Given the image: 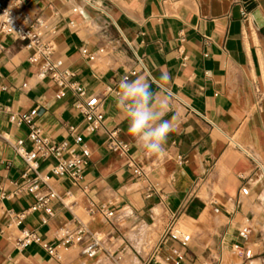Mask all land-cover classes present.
I'll list each match as a JSON object with an SVG mask.
<instances>
[{
	"label": "crops",
	"instance_id": "1",
	"mask_svg": "<svg viewBox=\"0 0 264 264\" xmlns=\"http://www.w3.org/2000/svg\"><path fill=\"white\" fill-rule=\"evenodd\" d=\"M25 10L58 28L55 56L90 94L103 99L104 129L85 132L77 98L70 92L57 98L58 87L29 62L23 44L0 36V134L12 143L23 139L31 149L29 126L11 118L34 113L36 125L54 141L72 146L69 127H77L75 134L83 135L90 151L84 178L76 183L53 176L50 183L60 194H73L68 202L105 246L123 242L112 253L116 264L130 251L141 264H175L162 259L172 248L181 250L180 264H217L222 251L226 264H264V178L234 145L264 163V0H25ZM81 47L97 52V59L84 60ZM132 71L137 73L129 79L144 77L161 94L158 99L168 98L165 119L172 131L163 154L153 155L135 142L115 103L121 81ZM114 129L130 146L128 155L107 146ZM130 158L155 186L153 196L147 197L148 180L135 173ZM53 163L41 160L39 171L48 173ZM25 171L22 159L0 138V264H70L75 250L62 251L58 261L38 244L22 252L16 248L23 231L56 245L60 228L74 226L60 202L48 223L44 214L28 211L32 195L18 192ZM243 187L248 196L241 194ZM91 204H111L116 217L107 222L99 214L91 216ZM22 212L25 218L17 224ZM173 218L176 226L192 232L185 247L162 241ZM159 221L163 227L144 258L127 234ZM246 224L251 259L229 252ZM138 242L148 245L150 237ZM159 247L160 256L152 259Z\"/></svg>",
	"mask_w": 264,
	"mask_h": 264
},
{
	"label": "built area",
	"instance_id": "2",
	"mask_svg": "<svg viewBox=\"0 0 264 264\" xmlns=\"http://www.w3.org/2000/svg\"><path fill=\"white\" fill-rule=\"evenodd\" d=\"M70 25L73 26V23L71 22ZM57 33L58 28L48 18L32 16L25 10V0H0V36L21 42L29 52V62L39 65L41 74L50 78L58 87L57 98L64 97L68 92L77 98L76 108L83 117L84 131L87 133L99 132L104 129L103 99L98 95L90 94L76 80V73L71 68L66 67L62 59L55 56ZM80 53L82 58L88 62H94L98 57L97 52H91L85 47L80 48ZM138 61L142 63L140 57H138ZM136 73V71H132L125 79H129L130 76H134ZM255 91L261 97V90L258 86H255ZM11 122L17 125L25 123L30 129L28 141L32 144L31 149L26 148L23 139L12 143L0 134V138L5 139L10 144L26 166V171L22 175L24 183L19 187L18 192H27L32 195L34 203L28 211L44 214V223H48L49 219L55 215L54 204L60 202L63 207L71 212L74 223L73 227L64 226L60 228L56 245L46 243L36 232L23 231L16 242L17 250L22 252L32 244H38L58 261L63 259L62 251L69 250H76L87 259H94L102 252H106L108 256L113 257V254L106 248L103 237L91 231L88 224L81 220L73 210L72 202H68L73 194L70 191L60 194L50 183L53 176L66 177L76 183H80L84 178V170L90 159V151L85 145L83 135L75 134L77 127H69L75 141L74 145L71 146L67 141H54L42 127L37 126L34 113L22 114L18 117L12 116ZM106 144L111 150H119L121 154L128 155L130 146L119 140L117 129L108 132ZM234 145L253 161L255 169L259 170L264 178V163L249 150L237 144ZM41 160H52L54 162L46 174L39 171ZM130 164L135 167V173L138 176L148 180L146 184L147 197L153 196L156 189L149 181L148 176L136 166L131 158ZM83 192H87V187L83 188ZM241 194L248 196L250 191L248 188L243 187ZM215 211L219 212L218 209ZM88 212L91 216L99 214L105 221L109 222L116 217L118 210L111 204H101L99 206L91 204ZM8 214L12 215L13 212L8 211ZM16 217L17 224H20L25 218V212L16 215ZM250 234V225H244L238 231L239 241L231 246L229 252L238 258L251 259L253 251L246 246ZM167 240L185 247L190 242L191 236L182 232L176 226L173 218L162 234V241ZM159 251L160 247L156 250L152 259L156 258ZM183 257L179 248H172L169 253L162 256V259L167 263L180 264ZM217 262V264H226L223 251L220 253Z\"/></svg>",
	"mask_w": 264,
	"mask_h": 264
},
{
	"label": "clouds",
	"instance_id": "3",
	"mask_svg": "<svg viewBox=\"0 0 264 264\" xmlns=\"http://www.w3.org/2000/svg\"><path fill=\"white\" fill-rule=\"evenodd\" d=\"M167 79V77H162ZM115 103L123 110L128 122V133L145 151L160 155L165 151L171 122L165 119L167 97H161L144 77L124 79L119 85Z\"/></svg>",
	"mask_w": 264,
	"mask_h": 264
},
{
	"label": "rangeland",
	"instance_id": "4",
	"mask_svg": "<svg viewBox=\"0 0 264 264\" xmlns=\"http://www.w3.org/2000/svg\"><path fill=\"white\" fill-rule=\"evenodd\" d=\"M162 227L163 225L161 221H159L152 227L136 226L130 230V232L127 234V237L129 238V240L133 242L137 250H139L141 256L146 258L155 244L158 231H160ZM178 228L186 234H192L191 231H189L187 228L181 225H178ZM144 235L150 237V242L148 245H146L145 242H143L142 244L138 242L139 239H141L142 241L144 240ZM122 243H123L122 241H118V242L114 241L113 246H106V247L111 251V253H113ZM116 255L117 254L113 255V257H110L103 252L99 254L97 259L90 261L85 257L80 256L78 254V251L75 250L71 255L72 260L69 263L70 264H116V259H117ZM119 256L122 257L120 264H141L135 252L130 251L129 255L120 254Z\"/></svg>",
	"mask_w": 264,
	"mask_h": 264
}]
</instances>
